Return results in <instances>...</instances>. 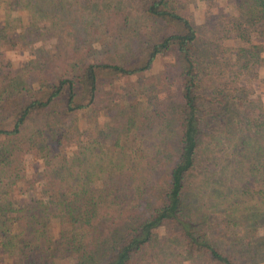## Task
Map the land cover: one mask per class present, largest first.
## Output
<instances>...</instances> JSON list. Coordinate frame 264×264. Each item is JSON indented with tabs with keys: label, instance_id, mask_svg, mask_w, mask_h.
<instances>
[{
	"label": "trees",
	"instance_id": "trees-1",
	"mask_svg": "<svg viewBox=\"0 0 264 264\" xmlns=\"http://www.w3.org/2000/svg\"><path fill=\"white\" fill-rule=\"evenodd\" d=\"M181 1L0 0V264H264L211 237L264 228V0Z\"/></svg>",
	"mask_w": 264,
	"mask_h": 264
},
{
	"label": "rangeland",
	"instance_id": "rangeland-1",
	"mask_svg": "<svg viewBox=\"0 0 264 264\" xmlns=\"http://www.w3.org/2000/svg\"><path fill=\"white\" fill-rule=\"evenodd\" d=\"M91 0H82L80 3V15L82 18L85 15L84 8L88 6ZM182 13H185L186 17L193 23L198 36L200 35L201 40L205 35L206 27L204 24V12L208 11L212 14L215 12H229L234 13V8L232 2L227 0H182L180 4ZM7 16H15L16 13L10 12L6 13ZM17 40V39H16ZM15 46L8 48L5 52L6 58L16 67L26 64L28 60V55L31 52V46L25 44L23 41H16ZM65 40V37H64ZM54 39L51 38L47 43L53 42ZM47 43L45 44V50L49 49ZM36 46V44H35ZM264 57V56H263ZM175 65V57L172 53H164L163 55H158L153 61L151 67L143 72L135 75H130L127 77H121L116 80H111V77H103L104 81H128L130 84H135V81H164L163 71L170 69ZM212 68V67H211ZM212 71V70H210ZM171 81H179L178 77L172 78ZM253 81H264V75H258L253 79ZM175 97L174 93H172ZM264 102V90L256 92ZM264 225V224H263ZM211 237L217 242L219 248L223 251H230L231 245L243 243L242 250L238 248L232 249L238 259L244 262H248L250 259H258L261 255V247L259 242L264 237V228L256 227L252 230L250 227H235L232 229H223L221 227L211 228ZM156 238L161 244L160 253L163 255L172 253V248L166 243L164 234L161 230L156 231ZM250 238L249 243L245 239ZM264 242V241H263ZM240 245V244H239Z\"/></svg>",
	"mask_w": 264,
	"mask_h": 264
}]
</instances>
